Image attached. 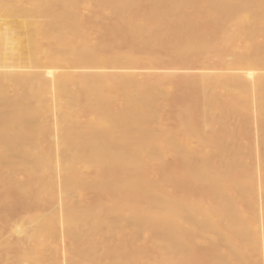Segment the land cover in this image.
<instances>
[{
	"label": "bare ground",
	"instance_id": "1",
	"mask_svg": "<svg viewBox=\"0 0 264 264\" xmlns=\"http://www.w3.org/2000/svg\"><path fill=\"white\" fill-rule=\"evenodd\" d=\"M0 209V264H264V0H0Z\"/></svg>",
	"mask_w": 264,
	"mask_h": 264
},
{
	"label": "rangeland",
	"instance_id": "2",
	"mask_svg": "<svg viewBox=\"0 0 264 264\" xmlns=\"http://www.w3.org/2000/svg\"><path fill=\"white\" fill-rule=\"evenodd\" d=\"M133 48V49H132ZM131 49L132 50H136V48H134V47H132ZM174 100H175V102L178 104V106H180L181 108H182V105L184 106V104H183V102H181V101H178L179 99L177 98V97H174ZM0 211H1V209H0ZM22 211V209L21 208H19L16 212L17 213H19V212H21Z\"/></svg>",
	"mask_w": 264,
	"mask_h": 264
}]
</instances>
